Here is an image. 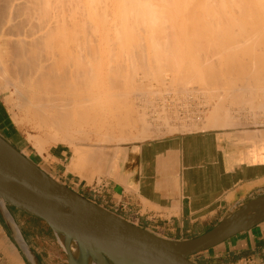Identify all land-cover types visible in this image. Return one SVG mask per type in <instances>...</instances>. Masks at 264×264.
Returning <instances> with one entry per match:
<instances>
[{
  "label": "bare ground",
  "instance_id": "1",
  "mask_svg": "<svg viewBox=\"0 0 264 264\" xmlns=\"http://www.w3.org/2000/svg\"><path fill=\"white\" fill-rule=\"evenodd\" d=\"M160 1H163V3L165 2V4L166 2H169L170 10V7L173 4L171 2L176 3L177 6L176 4H173L176 7H179L180 4H182L183 8L186 9L188 7L189 10L187 8L186 10L188 12H186L185 10V13L184 11H182L184 9H181V5L179 9H181L182 13L180 11V16H177L175 13H179V9L177 10L175 7V10H177L178 12L173 9L172 10L174 12L171 10L172 14L170 15H174L173 19V17L169 15L170 10L167 9L168 6H165L164 4H162V2L160 3ZM195 1L0 0V94L3 95L2 99L4 101L2 102H5V105L8 106V109H6L9 110V112L12 114L11 116L13 117V120L20 124V127H22V123L25 120L28 124H30L31 128L35 130L34 134L27 133L28 142L38 152L44 150L45 146L50 143L61 142L66 144L68 147H71L73 150H75V154H77V162L74 163L73 168L77 169L78 167H80V169H82V177H88L93 167H96L97 169L102 171L106 170L110 165L112 158L114 157V152L108 155V152L105 151L106 147L104 146H106L107 143H124L129 140L143 139L148 135L149 132H151V128H149L147 122L148 120H146L145 118L146 116L140 115L144 113H137L138 117H136L137 115L133 116L134 112L139 111L141 107L138 104L139 110H137L138 107L136 108L135 106L134 107L136 110L133 109V104L130 102H132L134 99L132 101H130L129 99V94L132 93L131 90L134 91L136 86L138 88L142 87V85H144L143 88L145 87L144 91L146 88L149 89L150 87H152L149 85V87H147V84L145 86L144 82H141L143 84H140L138 80L137 82H135L134 79L136 78H133V76L136 73H132L133 75L129 74L131 73V68L134 67H136V69H141V67L144 68L142 70H146L147 75L145 72H143L145 73H142L143 78H146L148 76L150 78L155 77V80L153 78L152 79L157 84L158 82L164 84L163 82H165L167 76V73L165 74V72H163L165 68L172 67L173 69L174 67L176 70L175 73L174 71L170 72V75L173 74V77L171 78L174 79V75L177 77L176 73L179 72V79L176 77L175 78L181 80L182 83L184 82L185 86L187 84H190V82L188 81H192V78H196L191 82L193 85L195 80L199 81V83L201 81L205 82L201 83L206 85L208 84V86L212 84V87L215 84H217L215 85L217 87L218 85L219 87L226 85V87L223 86V89L220 88V91H215L216 89H219V87L217 88L214 86L215 90H213V88L206 86V88H211H207V91H215L214 94L213 92H209L211 93L210 95L212 97L206 92V95L204 96H210V98L207 97V102H209L208 100H211V98L213 97H216V100H214V104L212 102L213 105H211L210 101V106L212 107L211 109H209V114L205 117L204 125V121L202 123L200 122L199 127L203 126L202 130H225L228 128L237 129L234 126L238 125L241 122H239L238 116L240 115L239 113L241 109L237 106L238 101H244V103L247 102V104L245 103V105L249 106L247 110H243L245 112H248L249 109L250 115L253 116V118H257L255 115L258 116L260 112L261 115H263V118L261 116L260 117L264 121V105L262 101L264 100V51L261 52V50L264 49H262V47H264V0H206V2L208 1V4L204 3L205 1L201 0L202 4L204 3L208 5V7H206L207 10L208 8L210 10L211 4L209 5V3H211L212 1H214L213 3L217 2V4L215 3L217 6L213 4L215 8L214 6H211V10H208L211 13V16L215 15L214 18L212 17L213 22L206 15L207 13L210 14L209 12L205 13L206 8L201 9V12L203 11V9L205 10L204 12H202L203 15L200 11H197L199 15L198 17L195 13H193L192 16L189 15L191 14V11L193 12L194 10H196L192 8L198 6L200 10V8L202 7L200 0L198 3ZM184 3L187 7L184 5ZM193 3L196 4L191 8V5H193ZM161 4L164 6H162ZM188 4L191 5L189 6ZM111 6L114 11L113 9L111 10ZM174 6L172 7L174 8ZM66 7L69 9V11H67L68 15H66L67 12H65V9L67 10ZM108 8L109 10H111L110 12L108 10L106 12V9ZM101 9L104 12L100 11ZM190 9L192 10L190 11ZM212 9L214 10L212 11ZM101 12L103 14H100ZM183 12L185 13L184 15H186L184 21H187V24H190L193 19L189 18L187 15H189L190 17L196 16V18L199 20V23H203L204 21L202 26V23L197 24L200 26V28L199 26L196 28V23L198 22H196L195 18L193 19L195 20V24H192L194 21L191 24L195 26L192 27L195 30L199 28L198 30H196L198 32L202 29L201 32L204 35L207 34V32H211L205 35V37H208V35L209 37L215 35V37L217 38H214L212 36L213 41L218 40V36L226 37L224 39L222 38L221 40H218V42L222 41V44H220V42L217 45V42H213L212 38L210 40L205 39V37H201L203 34L200 35L201 32L197 33L193 31L194 29L191 28V24L189 25V28L190 31L192 30V32H190L187 27V31H189L188 33H192L190 35L186 31H182L185 26L179 25L178 27L179 29L180 27H182L181 34L182 32H184L183 35L187 36L188 43L191 44L193 42L194 45L192 46V44H185L182 46V44H184L185 42L184 38L186 37L183 38L184 41L183 39H181V41H183L182 44H177L176 42L178 40L175 42L177 36H174L173 38V36L171 35L173 33L171 31H173V25H176L179 22L176 19L182 16V18L184 19ZM199 12L202 16L199 14ZM104 14L105 16L103 18L102 15ZM99 15H101L100 17H102L103 20H96V18H99ZM108 15H110L111 17L109 16V18ZM175 15L177 18H175ZM204 15L206 16V18H200ZM211 16L209 15V17ZM240 16H243V19ZM169 17H172L173 21L175 20V24H171L173 21L171 18L168 19ZM187 17L189 18V20ZM69 18L70 22H68ZM80 18L83 19L82 22L80 21ZM182 18H179L178 20H182ZM207 18L208 21H205V19ZM78 20L81 22L79 23V25ZM170 20L172 22H168L169 25H167V21ZM184 21L182 22L184 23ZM162 22H166L165 24L167 26H170L171 30L170 28L168 29L167 26L165 27V25L162 26ZM182 22L180 21L179 23L181 24ZM208 22H210V24L207 25ZM214 22L215 28L212 29L211 26L214 25H212L211 23ZM228 22L229 24L227 25L226 23ZM236 22H238V24ZM235 23L236 26L234 25ZM75 24L77 26L76 29ZM184 25L186 24L184 23ZM70 26L71 28L73 26L74 30L69 29ZM203 26L206 28V31L205 28H201ZM234 26L237 28H235ZM142 27H144L143 29L145 30L147 29V33L146 31H144L146 34H148L149 32L151 33L148 35H150L153 39L157 34L160 36L162 35L161 37L158 35L156 36L157 41L155 43L150 36H148L150 42L147 38V41L149 43L147 41V43L141 42L142 40L140 41V43H144L145 45L149 46V44H151V40H153V43L148 47L150 48L152 46V49L150 48L152 51L147 49L151 52L150 54L149 51L146 50L147 47H145L144 45L143 48V45L138 41L142 38H145L146 40L145 36L147 35L143 36L142 34H144V32L140 30ZM163 27L166 29V32H164L165 29ZM104 29H106L105 32ZM130 29H132V31H130ZM167 29L170 31V33ZM174 29L175 32H179V30L176 31L177 27H175ZM99 31H101L100 34H103L104 32L105 34L107 33V36L108 34L111 35L113 39H110L111 36H109L108 38L110 39V42L107 41V43H105L106 41L103 42V40L107 36L103 34V36L105 35L106 37H99V40ZM140 31V34L142 36L139 35V37L141 38L138 37L139 39L137 38V42L135 40L137 36L133 39V37L135 36L134 32L138 33ZM194 32L196 37L193 36L194 38H192L191 36L194 35ZM97 33L99 35L96 36ZM130 33H132V36H134L132 37ZM163 33L170 35H167L165 36L167 38H164L163 36L165 34L163 35ZM90 35H94L98 39L97 42H99V44L101 43L100 47L98 44L96 45L97 48H95L96 42L92 41L96 38L90 37ZM117 35H119L118 37L120 38L121 36H123L124 38V44L123 42H121V40L120 42L122 44L120 45L122 46L119 45V47L117 43L114 42V37H117ZM129 35L132 38H130ZM173 35L180 36V32L179 34L175 33ZM235 35L237 36V38H240V40L242 39L241 41H243V45H251L252 43H254L255 46H250V49H248V47L245 45L246 52H244L243 45V47L241 48V42L239 41V43H235L239 39H235V37L233 38L235 39L233 41V39L231 38ZM188 36H190V39H188ZM229 36L232 40L231 43L233 42L231 45H228V43L230 44V40H228ZM162 37L165 41L162 40ZM127 38H130V41L128 43L132 42V44L130 43L131 45L126 47V44L128 45V43H125V39ZM160 38H162L161 41H159ZM171 38L172 40L175 39L174 42L177 45L174 44V42L170 43ZM191 38L192 42H189ZM196 38L200 40L202 39V42L200 40H197ZM194 39L201 42L198 43L203 47L199 46V44H197ZM203 39H205V45H207V41L209 44L211 43L210 47L209 44L206 47L204 46ZM225 39H227L228 41ZM101 41L104 43L103 45ZM115 41L118 42L117 40ZM194 42L196 43V45ZM223 42L227 44V46H224L225 44ZM258 42L262 45V47ZM105 44H107L106 46H108L107 50L104 49ZM179 44H181V46ZM123 45L125 46L124 48L126 49V51L129 50V52H125ZM197 45L201 48L198 49L199 47H195ZM101 46H103V48ZM98 47L103 49L108 54L107 56V54L99 49V51H102L107 56V58L103 56L104 60L105 58L107 59L105 60L106 62L102 60L103 58L101 57V54L103 53L101 52V54H98ZM116 47L120 48L119 52L122 53H119L117 50L118 48ZM214 47H218L217 50ZM251 47H253L254 49L255 47H257L258 49L261 48V50L259 51V53H257L258 49L256 48V53H254L255 50ZM205 48L207 49V51ZM208 48H210V50L211 48H214L215 50H213L212 52V50L210 51L208 50ZM222 48L223 50H219ZM239 48H241L242 50H239ZM95 49L97 50V52ZM113 49L115 51L117 50L116 53L118 52V54L123 55H113V52L115 53V51H112ZM122 49L124 51H121ZM201 49H205V53L207 54L208 51L211 55L212 53L213 55L215 54L216 58L213 57L215 59H212V56H208L209 54H206V56H208L209 58L206 57L203 50ZM145 50L148 53H146ZM144 51L146 54L144 53ZM199 51H202L203 54L199 53ZM215 51H218V53L219 51H221V55L216 56L217 52ZM240 52H244V55L243 53L240 54ZM124 53L126 54L124 55ZM204 57L206 59L203 60ZM101 60L103 61L102 64H107L106 68H103V70H101L102 68H100V65H102ZM170 69L171 68H169V71L172 70ZM104 70L106 71L104 74H102L105 78L100 73V71ZM135 71L137 70H134L132 72ZM100 75H102L101 78ZM138 76L140 78L141 74H139ZM176 79H174V81ZM140 80L143 79L140 78ZM150 80L148 81V83L151 82ZM168 82L169 81L165 82L164 85H162L161 83L158 85H162L166 88L167 84L170 83L171 86L173 83L172 81H170L169 83ZM178 83L182 85L181 82L178 81ZM178 83L177 85L174 84L173 91H171V88L173 87L170 88L171 93H175L176 86L180 85ZM192 84L190 85V87L192 86ZM196 84L198 83L196 82ZM202 84L201 86H199L200 88L203 87ZM132 87L133 89H131ZM187 87H189V85ZM187 87L183 89V92L184 90H188L187 92L197 91L196 87L193 89H186ZM160 88L161 86H159V91H161L163 87L161 89ZM180 88H183V86H180ZM203 88L202 91L206 89ZM129 89H131V92H129ZM140 89L138 88L139 92L141 93V91L143 90ZM149 90L150 91L148 92V94H151L152 92H157L158 88L156 87L157 91H155V89L152 92L151 89ZM177 90L179 91L180 89L178 88ZM183 92L182 94H184ZM140 93L139 95H141ZM145 95L146 94H144V98H141V100L145 99ZM154 95L155 94H151L152 98ZM134 97L136 96L134 95ZM258 97L260 98L256 99ZM204 98L206 97H203V99ZM225 98L232 99L233 101L230 102L231 104L233 102L235 103L238 100L237 104L235 105L238 108L235 109L228 107L227 105L229 103L227 105L225 103L223 104V101H227V99ZM254 99L256 101L258 100V107L256 105V102V104H254L256 107L253 105L255 101ZM137 100L140 101L139 97ZM145 101L147 100L145 99ZM207 102L204 103L208 104ZM257 108H259L258 112H256ZM243 114L245 115V113ZM261 118L259 119L258 117V120H262ZM162 121L164 123L163 126L168 124L166 118L162 119ZM252 121V124H254V120ZM190 122L193 121L190 120ZM180 123L179 124L182 125L181 121ZM246 123H244V125L248 124ZM257 123H259V121ZM149 124L154 123L149 122ZM192 124L190 125V129H192L191 126H194ZM170 126L171 125L167 127L168 132H172L171 129L173 127H171L170 130L168 129ZM173 126H176L177 128V125ZM181 128H183V126H181ZM185 128L186 124L184 129ZM156 129L153 128L152 130L155 131ZM160 131L161 133H163L162 130ZM91 139H93L94 141L93 144L91 142V144L89 145L81 144L84 141L87 140L88 142V140ZM125 145L126 144H124V146ZM85 151L86 153H84ZM82 159L85 161L86 165L81 167ZM3 205L4 201L0 198V206L7 215ZM55 233L62 246L64 248H67L64 244V240L61 238V234L57 231H55ZM78 246L81 251V258L77 256V254L75 256L67 248L73 264H106V261L104 259L97 258L95 260H90L88 258V255L80 247L79 244Z\"/></svg>",
  "mask_w": 264,
  "mask_h": 264
},
{
  "label": "crops",
  "instance_id": "2",
  "mask_svg": "<svg viewBox=\"0 0 264 264\" xmlns=\"http://www.w3.org/2000/svg\"><path fill=\"white\" fill-rule=\"evenodd\" d=\"M124 148L100 174L99 196L92 200L166 238H188L169 233L198 235L264 192V130L206 129ZM66 151L55 144L44 155L61 165ZM65 174L90 189L86 178ZM3 206L8 216L0 206V264H67L55 231L43 220L8 202ZM61 238L81 258L78 244ZM263 257L261 222L193 259L199 264H264Z\"/></svg>",
  "mask_w": 264,
  "mask_h": 264
},
{
  "label": "water",
  "instance_id": "3",
  "mask_svg": "<svg viewBox=\"0 0 264 264\" xmlns=\"http://www.w3.org/2000/svg\"><path fill=\"white\" fill-rule=\"evenodd\" d=\"M0 198L74 240L106 264H199L193 257L264 222V192L206 231L184 239L158 235L59 181L0 134ZM67 264H73L64 248Z\"/></svg>",
  "mask_w": 264,
  "mask_h": 264
},
{
  "label": "rangeland",
  "instance_id": "4",
  "mask_svg": "<svg viewBox=\"0 0 264 264\" xmlns=\"http://www.w3.org/2000/svg\"><path fill=\"white\" fill-rule=\"evenodd\" d=\"M194 1H195V0H193V2H194ZM203 1H205L204 3L208 4V3H207L208 1H207V2H206V0H203ZM161 2H162V4H164L165 6H168L167 9L170 10V9H169V6H170L169 2H166V4H165V2L163 3V1H160V3H161ZM195 2L198 3L199 0H196ZM213 2H214V1H212L211 3H209V5L211 4V6H214L213 4H215V3L217 4V2H215V3H213ZM171 3L176 4V3H174V2H171ZM200 3L202 4V1H201V0H200ZM204 3L201 5L202 7L200 8V10H199V7H198V6L192 8L196 3H195V4L193 3V5L188 4L189 6L191 5V8H192V9H196V10H194L193 12L191 11L192 9H190V11H191L190 13H191V14H189V15L192 16V14L195 13V14L197 15V17H198L199 15H198V12H197V11H200V12H201V9H202V8L205 9L206 7H208V5H206V4H204ZM162 4H161V5H162ZM167 4H169V5H167ZM173 4H172V6H174ZM216 4H215V5H216ZM164 5H162V6H164ZM181 5H182V4H180L179 7H176V6H177V4H176V6H174V8H173L172 6H171L170 8H171V10H172V9L175 10V7H176V9L178 10V9L181 7ZM184 5L186 6L185 3H184ZM197 5H198V4H197ZM199 5H200V4H199ZM203 5H205V6H203ZM67 6H68V4H67ZM211 6H210V10H211ZM216 6H217V5H216ZM186 7H187V6H186ZM66 8H67V7H66ZM187 8H188V7H187ZM187 8H186V9H187ZM214 8H215V6H214ZM216 8H217V7H216ZM112 9H113V8H112V6H111V10H112ZM181 9H184V10H182V11H184V12H185V10H186L185 8H183V5H182ZM181 9H179V13H175L177 16H178V15L180 16V14L182 13ZM204 9H203L202 12H204L205 10H206L205 13L210 11L209 8H208L209 11L207 10V8H206L205 10H204ZM98 10H99V9H98ZM107 10H108L109 12L111 11V10H109V8L106 9V12H107ZM171 10H170V12H169V15L172 14V11H173V10H172V11H171ZM177 10H175V11L178 12ZM188 10H189V8H188ZM213 10H214V9H212V11H213ZM215 10H216V9H215ZM67 11H69L68 8H67V10L65 9V12H67ZM100 11H103V10L101 9ZM113 11H114V9H113ZM180 11H181V13H180ZM195 11H196V12H195ZM103 12H104V11H103ZM173 12H174V11H173ZM184 12H183V15H184L186 12H188V11L186 10V12H185V13H184ZM200 12H199V14L201 15L202 12H201V13H200ZM209 13H210V12H209ZM100 14H103V13L101 12ZM195 14H194V15H195ZM212 14H213V12H212ZM66 15H68V12L66 13ZM176 15H175V18H177ZM189 15H187L189 18H193V19L195 18V19H196V22L199 21V20L196 18V16H194V17H190ZM202 15H203V13H202ZM202 15H201V16H202ZM206 15H207L208 18H210L211 20H212V17H213V18L215 17V15L211 16V13H210V14L207 13ZM209 15H210L211 17H209ZM100 16H101V15H99V16H98L99 18H98V19L96 18V20H101V19L103 20L105 14L102 15L103 18L100 17ZM109 16H110V15H108V17H109ZM170 16H172V15H170ZM181 16H182V15H181ZM185 16H186V15H184V19L182 18L183 16H182V17H179V18H182V20H181V19L178 20L179 18L176 19V20L179 21V22H180V21L182 22V21L185 20ZM110 17H111V16H110ZM110 17H109V18H110ZM172 17H173V19H174V15H173ZM172 17H169L168 19H170V18L172 19ZM188 17H187V18H188ZM240 17L243 19V16H240ZM187 18H186V20H187ZM189 18H188V20H189ZM200 18H206V16L204 15L203 17H200ZM200 18H199V19H200ZM208 18L205 19V21H208ZM71 19H72V18H71ZM77 19H78V18H77ZM168 19H166V20H168ZM173 19H172V21H173ZM193 19H192V22H193V21H194V22H193V23L191 22V23H192V24H195V20H193ZM239 19H240V18H239ZM239 19H238V20H239ZM242 19H241V20H242ZM69 20H70V18L68 19V22H70ZM72 20H73V19H72ZM82 20H83V19L80 18V21H81V22H82ZM104 20H105V19H104ZM110 20H111V19H110ZM110 20H109V21H110ZM202 20H203V19H202ZM202 20H201V21H202ZM211 20H209V21H211ZM73 21H74V20H73ZM78 21H79V20H78ZM80 21L78 22V25H79V23H81ZM172 21H171V20H170V21H167V25H169L168 22L171 23ZM227 21H228V20H227ZM227 21H226V22H227ZM76 22H77V20H76ZM101 22H104V21H101ZM179 22H178V24L173 25V27H174V28L177 27L176 31L179 30V32H180V36H179V35H173V34H175V33L179 34V32H178V31L175 32V31H174L175 29L173 28V31H174V32L171 31V32L173 33V34H171V35L173 36V38H174V36H175V37L177 36V37H176V40H175V39L172 40V38H171L170 43H171V42L173 43L174 40H175V42L178 40L176 43H177V44H178V43H181V44H182V42H183L184 39H185V42H184V44H182V46L185 45V44H186V45H189L190 43H188L187 36H186V35H185V36L183 35L184 32H182V34H181V28H182V27H180V29H179L178 26H179V25H180V26H185L186 28H185V27H184V28H185L186 30L183 28L182 31H186V32L188 33V32L190 31V28H189L190 26H189V25H190L191 23L188 21L190 24H187V21H184V23L186 24V25H184L183 22H182L181 24H180ZM212 22H213V20H212ZM74 23H75V22H74ZM105 23H106V22H105ZM165 23H166V22H162L161 25L163 24L162 26L165 25V27H166L167 25H166ZM173 23L175 24V20H174L171 24H173ZM200 23H202V22H200ZM200 23H199V22L196 23V28L199 26V25H197V24H200ZM203 23H204V21H203ZM203 23L201 24V26L203 25ZM236 23L238 24V22H236ZM236 23L234 24L235 26H236ZM70 24H71V23H70ZM182 24H183V25H182ZM192 24H191V28H192V27H195V26H193ZM208 24H210V22H208L207 25H208ZM211 24L214 25V26H211V28L214 29V28H215V22H214V23H211ZM226 24L228 25L229 22L226 23ZM71 25H72V24H71ZM205 25H206V23H205ZM205 25H204V26H205ZM204 26L201 27V28H205ZM235 26H234V27H235ZM238 26H239V25H238ZM76 27H77V26H76V24H75V29H76ZM171 27H172V26H171ZM187 27H188V30H189V31H187ZM209 27H210V26H209ZM209 27H208V28H209ZM143 28H144V27H142L140 30H141L142 32L146 31V33H147V29L145 30V29H143ZM145 28H146V27H145ZM163 28H164V27H163ZM167 28L169 29L170 26H167ZM199 28H200V26H199ZM199 28H198V29H199ZM235 28H237V27H235ZM69 29H73V26H72V28H71V26H70ZM164 29H165V28H164ZM168 29H167V30H168ZM192 29H194V28H192ZM198 29H196V30H198ZM73 30H74V29H73ZM105 30H106V29H104V32H105ZM170 30H171V28H170ZM196 30L194 29L193 31H195V32H197V33H200L202 29L199 30V32L196 31ZM130 31H132V29H130ZM141 31L138 32V33H137V32H134V35H135V36L133 35L134 37L132 36V33H130V34H131V36L133 37V39L137 36L136 39H135L136 41H137V38L139 37V35H140V36H142V35H143V36L147 35V36H145V37H146V40H145V38L139 39V38H141V37H139V38H138V39H139L138 41H139V43H140L141 40H142L141 42H144V43H147L148 41L150 42L149 37H148V36H150V35H148V34H151V33L149 32L148 34H146V33L144 32V34L141 35V34H140ZM205 31H206V28H205ZM207 31H208V29H207ZM100 32H101V31H99V34H100ZM102 32H103V31H102ZM104 32H103V34H105ZM164 32H166V29L164 30ZM168 32L170 33L169 30H168ZM168 32H167V33H168ZM190 32H192V30H191ZM195 32H194V35L191 36L192 38H194L193 36H195ZM135 33H137V34H135ZM204 33H205V32H204ZM209 33H211V32H207V34H209ZM99 34L97 33L96 36L99 35ZM103 34H100V36H98V39H99V40H100V38H102V37H106V36H107V33L105 34L106 36H105V35L103 36ZM164 34H165V33H163V35H164ZM188 34H189V33H188ZM188 34H187V35H188ZM190 34H192V33H190ZM190 34H189V35H190ZM201 34H203V33L201 32L200 35H201ZM207 34H205V35H207ZM101 35H102V36H101ZM121 35H122V34H121ZM121 35H120V36H121ZM157 35H158V34H157ZM157 35H156V36H157ZM167 35H170V34H165L163 37H164V38H167V37H165V36H167ZM181 35H182V37H181ZM203 35H204V34H203ZM203 35H202L201 37H205V35H204V36H203ZM211 35H212V34H211ZM109 36H111V35L108 34V36L103 40V42L106 41L105 43H107V41L110 42V39H113L112 36H111L110 39H109V38H108ZM118 36H119V35H117V37L115 36L114 39L117 40V41L119 42V44H118V42H116L115 40H114V42L117 43V45H118V47H119V45L122 44L121 42H123V44H124V38H123V36H121V38H122V39H121V38L118 37ZM131 36L129 35L130 38H132ZM153 36H155V35H153ZM156 36L154 37V39L150 36V37L154 40V43L157 41V40H156ZM158 36H160V35H158ZM161 36H162V35H161ZM161 36H160V37H161ZM212 36H213L214 38H217V37H215V35H212ZM212 36L209 37V35H208V37H205V39H210V40H211V38H212V41H213V37H212ZM249 36H250V35H249ZM90 37H93V38H94L95 36H94V35H92V36L90 35ZM99 37H100V38H99ZM163 37H162V38H163ZM169 37H170V36H169ZM184 37H186V38H184ZM189 37H190V36H188V39H190ZM195 37H196V36H195ZM235 37H236V38H235ZM88 38H89V37H88ZM95 38H96V37H95ZM107 38H108V39H107ZM117 38H119V39H117ZM130 38H127L128 41H127V39H125V40L127 41V42L125 41V43H128V42L130 41V40H129ZM147 38H148V41H147ZM151 38H150V39H151ZM157 38H158V37H157ZM162 38H160L159 41H161ZM164 38H163L162 40H164ZM183 38H184V39H183ZM192 38H191V40H190L189 42H192ZM199 38H200V37H199ZM222 38L224 39V38H226V37H220V36H218V40H221ZM229 38H230V36H229ZM229 38H228V40H230V41H229L230 44L228 43V45H231V44L233 43V42L231 43V41H232L231 38H232V39H233V38H235V39H239V40H237L235 43L237 44V42L239 43V41H240V42H241V43H240V44H241V48L244 46V52H246V51H245V47H246V46L248 47V49H250V48H249L250 46H253V47L255 46L254 43H252L250 40H249V41H250L253 45H252V44H251V45L248 44L249 46H248L247 44H245L246 46L243 45V43H242L243 41H241L242 39L240 40V38H237L236 35H235V36H232L230 39H229ZM98 39L96 38V39H94L95 41H94V40L92 41V42H96V44H95V48H97L96 45L99 44V42H97ZM106 39H107V40H106ZM181 39H183V41H181ZM196 39H197V38H196ZM196 39H194V40H195V42H197V44H199V43L202 42V39H201V40H200V39H197V40H200L201 42L196 41ZM205 39H203V44H204V40H205ZM235 39H233V41H234ZM121 40H122V41H121ZM143 40H145V41H143ZM153 40H151V44L153 43ZM168 40H169V39H168ZM210 40H209V42H210ZM218 40L213 41V42H217V43H216L217 45H218V43H220V42H221L220 44H222V41L218 42ZM225 40H227V39H225ZM228 40H227V41H228ZM251 40H252V39H251ZM256 40H257V39H256ZM111 41H112V40H111ZM120 41H121V42H120ZM131 41H132V40H131ZM136 41H135V42H136ZM138 41H137V42H138ZM146 41H147V42H146ZM164 41H165V40H164ZM223 41H224V40H223ZM252 41H253V40H252ZM101 42H102V41H101ZM103 42H102V45L104 44ZM114 42H113V43H114ZM135 42H134V43H135ZM149 42H148V43H149ZM162 42H163V41H162ZM167 42H169V41H167ZM175 42H174V44H176ZM195 42H194V43H195ZM198 42H199V43H198ZM213 42H212V43H213ZM225 42H226V41H225ZM254 42H255V41H254ZM256 42H257V41H256ZM130 43L132 44V42H130ZM130 43H128V45L126 44V47H127V46H130V45H131ZM144 43H140V44L143 45V48H144V45H145ZM187 43H188V44H187ZM223 43H224V42H223ZM247 43H249V42H247ZM258 43H259V42H258ZM258 43H257V44H258ZM151 44H149V46H150ZM177 44H176V45H177ZM181 44H179V45L181 46ZM191 44H192V46L194 45L193 42H192ZM191 44H190V45H191ZM208 44H209V43H208V41H207V45L204 44V46L206 47V46H208ZM210 44H211V43H210ZM210 44H209V47H210ZM213 44H214V43H213ZM220 44H219V45H220ZM224 44H225V43H224ZM224 44H223V45H224ZM259 44H260V43H259ZM100 45H101V43L99 44V47H100ZM106 45H107V44H105V48H104V49L107 50V49H108V46H106ZM108 45H109V44H108ZM113 45H114V44H113ZM117 45H116V46H117ZM195 45H196V43H195ZM214 45H215V44H214ZM214 45H213V46H214ZM242 45H243V46H242ZM260 45H261V44H260ZM260 45H258V46H260ZM120 46H122V45H120ZM149 46L145 45V47H147L146 50L149 49L150 51H152V50H151V49H152V48H151L152 46L150 47L151 49L148 48ZM199 46H202V45L199 44ZM199 46L197 45V46H195V47H199ZM213 46H212V47H213ZM221 46H222V45H221ZM224 46H227V44H225ZM99 47H98V49H97V50H98V54H101L102 51H103L105 54H107L103 49H101V48H99ZM101 47L103 48V46H101ZM118 47H116V48H118ZM124 47H125V46L123 45V48H124ZM202 47H203V46H202ZM253 47H251V48H253ZM261 47H262V45H261ZM116 48H115V49H116ZM200 48H201V47H199L198 49H200ZM214 48H215V47H214ZM214 48H213V49L211 48L212 52H213V50H215V49L217 50L218 47L215 48V49H214ZM241 48H239V50H242ZM256 48H257V47H255V49L253 48V49L255 50V52L253 51L254 53H256V50L258 49V48H257V49H256ZM263 48H264V47H262V49H263ZM99 49L102 50V51H99ZM124 49H125V48H124ZM198 49H196V50H198ZM205 49H206V48H205ZM205 49H204V50L201 49V50H203L204 55L206 56L207 53H205ZM248 49H247V50H248ZM95 50H96V49H95ZM97 50H96V52H97ZM117 50H118V52H119V51H120V48H118ZM117 50H116V51H117ZM143 50H144V49H143ZM143 50H142V51H143ZM146 50H145V51H146ZM149 50H147V51H149ZM183 50H184V49H183ZM208 50H210V48H208ZM211 50H210V51H211ZM219 50H223V48H222V49H219ZM224 50H226V49H224ZM260 50H261V48H259V49L257 50V51H258L257 53H259ZM112 51H115V50L113 49ZM116 51H115V53L113 52V55H115V54H117V55H115V56L123 55V54H118V52L116 53ZM121 51H124V50L122 49ZM127 51L129 52V50H127ZM127 51H126V49H125V52H127ZM145 51H144V53H145ZM147 51H146V53H148ZM150 51H149V54L151 53ZM185 51H186V50H185ZM206 51H207V49H206ZM251 51H252V50H251ZM262 51H264V49L261 50V52H262ZM103 52H102V53H103ZM107 52H108V51H107ZM196 52H197V51H196ZM203 52H202V51H201V52L199 51V53H201V54H203ZM215 52H217V53H216V56H217V55H221V51H219L220 54L218 53V51H215ZM215 52H214V53H215ZM244 52H242L243 55H244ZM247 52H248V51H247ZM104 53H103V54H104ZM119 53H122V52H119ZM146 53H145V54H146ZM242 53L240 52V54H242ZM98 54H97V55H98ZM103 54H101V55H102L101 57L103 58V56H104V57L107 58L108 54H107V56H106L105 54H104V55H103ZM125 54H126V53H124V55H125ZM208 54H209V51H208ZM208 54H207V55H208ZM260 54H262V53H260ZM115 56H114V58H115ZM200 56H201V55H200ZM208 56H210V57L212 56V59H215V58H216V57H215V54L213 55V53H212V55L209 54ZM208 56H206V57H208ZM213 57H215V58H213ZM98 58H99V56H98ZM106 58H105V60H107ZM201 58H202V57H201ZM201 58H200V59H201ZM208 58H209V57H208ZM204 59H206V58L204 57L203 60H204ZM102 60H104V58H103ZM102 60H101V64H102V62H103ZM105 60H104V61H105ZM203 60H202V62H203ZM105 62H106V61H105ZM105 62H104V63H105ZM99 63H100V62H99ZM105 64H106V63H105ZM99 65H100V64H99ZM99 65H98V66H99ZM102 65H103V67H102ZM102 65H100L101 67L99 66L100 68H102L101 70H103V68L105 69L106 66H107V64H106V65L102 64ZM104 66H105V67H104ZM99 67H98V68H99ZM138 68H139V67H138ZM169 68L172 69V67H166L165 70L163 71V72H165V74L167 73V76H166V80H165V82H167V81H169V82L172 81L173 83L171 82L172 85L170 86V83L168 82L169 84L166 85V86H167L166 88H165L164 86H162V85L165 84V82H163L164 84H162V83L160 82L162 85H158V84H160V83L158 82V80H157L158 84L154 82V80H155L154 78H155V77H154V78H153V77L150 78V77L148 76V77H146L147 80H148V79L150 80V79H152V78L154 79V80H153V79L150 80V81H151V82H149V83L151 84V85H150V84L148 83L149 80L147 81L145 77L143 78L142 73H143V72L146 73V70H145V71L142 70V69H144V68H142V67H141V69H140V68H139V69H136V67L131 68V73H129L130 75H133L132 73H136V74H138V75L141 74L140 78L143 79V80H140L139 76L135 74V75L133 76V78H136V79H134L135 82H137V80H138V81L140 82V84H143V83H141V82H144L145 86H146V84H147V87L152 86V87L149 88V89H151V92L154 91V89H155V91H157V90H156V87L158 88V91H157V92H155V93L152 92V93H151L152 95L155 94V95L153 96V98H152V96H151L150 93H149L150 95L148 94V92L150 91L149 89L146 88V89H145L146 92L144 91V88H145V87L143 88L144 85H142V87H138V88H139V89L141 88L140 90H143L145 93H144L143 91H141V93H140L139 90H138V88H137V86L135 87L134 91L131 90V89H133V87H132L131 89H129V92L132 91V93L129 94V97H130L129 99H130V101H132V100L134 99V100H133L134 102H133V101H132V102L129 101L130 103L133 104L132 107H134V106H135L136 108L138 107L137 110H139V105H140V107H141L140 110H139L140 112H139V111L136 112V111H135V110H136L135 107L133 108V109H135L134 111L136 112V113L134 112L133 116L137 115L136 117H138V114H137V113H141V112L144 113V114H140V115H142V116H143V115L146 116L145 118H146V120H148L147 122H148L149 128H151V129H150L151 132L148 133V135H147L148 137L146 136V137H144L143 139L129 140V141H126V142H124V143H117V142H116V143H115V142L107 143L106 146H104V147H106V148H105V151L108 152V155H110L111 153L114 152V157H115V155L118 156V155L121 154V152H123V150L125 149L124 147H125V146H128V145H129V146H130V145H138V144L140 145V144L148 143V142L155 141V140H160V139H164V138L166 139V138L173 137V136H178V135H183V134H188V133L198 132V131H201V130L203 129V128H202L203 126H202V127H199V126H200V122L202 123V122L204 121V122H203V125H204V123H205V117H206V115L209 114V109H211V107H212V106H210V101H211V105H213V104H214V100H216V97H215V98H214V97L211 98V100L209 99V100H208L209 102H207V99L210 98V96H211L210 94H211L212 92H213V94H214L215 91H217V90L220 91V88L223 89L224 87H226V85H225V86L223 85L224 87H223V86L219 87V85H218L219 89H216V90H215L214 88L217 87V86H215V85H217V84H215V85L213 84L215 87H214V86L212 87V84L208 86V84H207V85H206V84H202V83H205V82H202V81H201L202 83H201V82L199 83V81H196V80H195V81H194V85H193L191 82H192L194 79H196V78H192V79H193L192 81H188V82H190V84H187V85L185 86V85H184V82L182 83L181 80H178V79H179V77H178V73H179V72H178V71H177L178 73H176L177 77L174 75V79H176V78H178V79H176V80L174 81V79L171 78V77H173V76H172L173 74L170 75V72L174 71V73H175V70H176V69L173 67L174 70H173V69H172V70L170 69L171 71H169ZM167 69H168V71H167ZM134 70H137V71L132 72V71H134ZM105 71H106V70H104V71H100V73H101V74H102V73L104 74ZM129 72H130V70H129ZM138 72H140V73H138ZM145 73H143V74H145ZM103 74H102V75H103ZM102 75H100V78L102 77ZM146 75H147V73H146ZM144 76H145V75H144ZM179 76H180V75H179ZM103 77H104V75H103ZM168 77H170V78H168ZM175 77H176V78H175ZM104 78H105V77H104ZM137 78H139V79H137ZM169 79H170V80H169ZM178 81L181 82L182 85H181L180 83H178ZM145 82H146V83H145ZM174 82H175V83H174ZM185 82H186V81H185ZM188 82H187V83H188ZM196 82H197L198 84H196ZM177 83L180 84V85L176 86V88H175L176 91L174 90L175 93H177V94H175L174 92L171 93V91H173V89H174V84L177 85ZM103 84H104V83H103ZM103 84H102V85H103ZM191 84H192L193 87H192V86L190 87ZM195 84L198 85V86H196ZM201 84H202L203 87L205 86L204 88H206V86H208V87L213 88V90H215V91H212V90H211V91H207L208 89H211V88H208V87H207L208 89L206 88L205 90L202 91V88H203V87H202V88L199 87V86H201ZM148 85H149V86H148ZM168 85H169L170 87H169ZM188 85H189V87H187ZM138 86H139V85H138ZM159 86H161V88L163 87L162 89L160 88L161 91H159ZM180 86H181V87L183 86V88H180ZM153 87H154V89H153ZM171 87H173V88H171ZM185 87H187L186 89H191V88L193 89V88L196 87L197 91H194V92H187L188 90H184V92H183V89H184ZM218 87H217V88H218ZM170 88L172 89L171 91H170ZM178 88L180 89L179 91L177 90ZM204 88H203V89H204ZM168 89H169V90H168ZM181 89H182V90H181ZM196 89H194V90H196ZM198 89H199V90H198ZM130 90H131V91H130ZM136 90H138V91H136ZM162 90H163V91H162ZM191 91H193V90H191ZM200 91H201L202 93H201ZM137 92H138V93H137ZM162 92H163V93H162ZM182 92H183L184 94H182ZM186 92H187V93H186ZM197 92H198V93H197ZM204 92H205V94H204ZM206 92H207V94H209L210 96H204V95H206ZM209 92H211V93H209ZM139 93H140L141 95H139ZM143 93L146 94V95H145V99H146L147 101H145V99H144V100L142 99V100L145 101V102H143V101L141 100V98H144V97H143V96H144ZM185 93H186V94H185ZM216 93H217V92H216ZM133 94H134L136 97H134ZM147 94H148V95H147ZM157 94H158V95H157ZM159 94H160V95H159ZM193 94H194V95H193ZM201 94H202V95H201ZM187 95H189V96H187ZM137 96L139 97V99H140L141 102H140L139 100H137V99H138ZM146 96H147V98H146ZM149 96H150V97H149ZM200 96H201V98H200ZM202 96H203V97H206V98L203 99ZM213 96H214V95H213ZM132 97H133V98H132ZM159 97H160V98H159ZM207 97H208V98H207ZM211 97H212V96H211ZM2 98H3V95L0 94V134H1L3 137H5L8 141H10L13 145H15L17 148H19L21 151H23V152H24L26 155H28L30 158H33V159L35 160L36 163H38V164L42 165L43 167L47 168L48 170H50V171L54 174V177H55L56 179H58L59 181H61V182L64 181L65 184H70V186H73L76 190H78L80 193L84 194L86 197H88V198H90V199H95V197L97 198V197L99 196V191H97V190H98V189H97L98 187H96V184H97L96 181H97V182H100V178H102V177H100V174L103 173L104 171L99 170V169H97L96 167H93V168L91 169V173H90V175H89L88 177H86V179L88 180V181H87L88 183H91V182H92L91 185H90V186H91L90 189H86V190H85V189H84L83 187H81L79 184L75 185V183H76V179H75V180L73 179L74 176H73V175L65 174V170H67V171H70V172H72V173H74V174H77V175L80 176L81 178H85V177H82V176H81V171H82V169H80V167H78L77 169H74V168H73L74 163L77 162V158H76V157H77V154H75V150H73L71 147H68V146H67L66 144H64V143L57 142V143H50V144H47V145L45 146L44 150H42L41 152H38V151H37V150H36V149H35V148H34V147L28 142V140H27V136H28L27 133H31V134L33 133V134H34V133H35V130L32 129L31 126H30V124H28L25 120H24L23 123H22V127H20V126H19L20 124H18L17 122H15V120H13V117L11 116L12 114L9 112V110H7V109H8V108H7L8 106L5 105V104H6L5 102H2V101H4ZM148 98H150L151 100L148 99ZM259 98H260V97H258V98H256V99H259ZM225 99H227V101L225 100V102L223 101L222 103H223V104L225 103L226 105L229 103V104L227 105L228 107L235 108V109H237L238 107L241 108V109L239 108V109H240V113H239L240 115H238V116H239V122L241 121V122H240L241 124L239 123L240 125L238 124V125H236V126H234V127H236V128L239 129V130L246 131V132H249V131H255V132H256V131L264 130V121H263V119H262V118H263V115H261L260 112H259V114L256 113V114H258V116L255 115L257 118H255V117L253 118V116L250 115V110H249V109H248V112H249V113H248L247 111H246V112L244 111V110H247V108H248V106H249V105H248V106L245 105V103L247 104V102L244 103V101H243V102H242V101L240 102V101L237 100V101H238V104H237V101H236L235 103L233 102L234 104H233V103L231 104L230 102L233 101L232 99H230V98H225ZM229 99H230V100H229ZM136 100H137L138 102H137ZM149 100H150V101H149ZM205 100H206V101H205ZM228 100H229V102H228ZM254 100H255V99H254ZM260 100H261V99H260ZM257 101H258V100H257ZM257 101L255 100L254 103H253V105L256 104ZM262 101H263V105H264V100H262ZM135 102H136L137 104H136ZM204 102H207L208 104H206V103H204ZM212 102H213V104H212ZM239 102H240V104H239ZM255 102H256V103H255ZM260 102H261V101H260ZM132 104H131V105H132ZM134 104H135V105H134ZM138 104H139V105H138ZM236 104H237L238 107L235 106ZM137 105H138V106H137ZM243 105H244V106H243ZM256 105H257V107H258V103H257ZM208 106H209V108H208ZM232 106H233V107H232ZM234 106H235V107H234ZM254 106H255V105H254ZM242 107H243V108H242ZM255 107H256V106H255ZM255 107H253V108H255ZM6 108H7V109H6ZM245 108H246V109H245ZM142 109H144V110H142ZM243 109H244V110H243ZM258 109H259V108H257V111H256V112H258ZM141 110H142V111H141ZM255 110H256V109H255ZM195 111H196V112H195ZM200 111H201V112H200ZM242 112L245 113V115H247V116H245ZM241 113H242V114H241ZM246 113H248V114H246ZM195 115H196V117H195ZM260 116H261L262 118H261ZM189 117H190V118H189ZM197 117H198V118H197ZM246 117H248V118H246ZM249 117H250V118H249ZM258 117H259V119L261 118L262 120H258ZM165 118H166V121H167L168 124L165 123L166 125L163 126L164 123H163L162 119H165ZM199 118H201V119H199ZM203 118H204V119H203ZM242 118H243V119H242ZM252 118H253V119H252ZM167 119H168V120H167ZM193 119H194V120H193ZM195 119H196V120H195ZM241 119H242V120H241ZM245 119H246V120H245ZM157 120H158L159 123L157 122ZM176 120H177V121H176ZM190 120L193 121V122H190ZM252 120H254V124H252V123H253ZM160 121H161V122H160ZM169 121H170L171 123H170ZM180 121L182 122V125H180V124H181ZM195 121H196V122H195ZM244 121H245V122H244ZM255 121H256V123H255ZM258 121H259L260 124L257 123ZM260 121H261V122H260ZM149 122H150V123L152 122V123H154L155 125L158 124V125H156L158 128H157L154 124H149ZM177 122H178V124L180 123V124H179V127H180L181 130L179 129ZM242 122H243V123H242ZM246 122H247L248 124H247ZM262 122H263V123H262ZM183 123H184V125H183ZM190 123H191V124L193 123L192 125H194L195 127H194V126H191L192 129H190V125H191ZM244 123H246L247 125H244ZM160 124H161V125H160ZM185 124H186V128H185L186 130L184 129ZM188 124H190V125H188ZM169 125H171V126L168 128L169 130L171 129V127L176 128V126H173V125H177V128H178L179 130H178L177 128H176V129H173V128H172V129H171L172 132H171V131L168 132V131H167V127H168ZM160 126H161V128H160ZM181 126H183V128H181ZM187 126L189 127V129H188ZM237 126H238V127H237ZM193 127H194V128H193ZM153 128H154V129L157 128V129L154 131V130H152ZM158 129H159V130H158ZM165 129H166V130H165ZM160 130H162L163 133H161ZM164 130H165L166 132H165ZM173 130H174V131H173ZM176 130H177V131H176ZM183 130H184V131H183ZM193 130H194V131H193ZM158 131H159V132H158ZM152 132H153V133H152ZM151 133H152V134H151ZM149 134H151V135H149ZM159 136H160V137H159ZM91 140H92V141H91ZM91 140H88V142H87V140H86V141H84V142L81 143V144H84V145H89V144H91V143L93 144L94 141H93V139H91ZM90 142H91V143H90ZM55 144H59L63 149H64V148L67 149L66 153L64 154V156H65L66 158H65V160L62 161V164H61V165H57V164L51 162V161H50V160L44 155V153L48 151V148H49L51 145H55ZM124 144H126V145L124 146ZM37 153L40 154V155H38ZM84 153H86V151H85ZM110 157H112V156H110ZM114 157H113V158H114ZM85 165H86V163H85V161L82 159V165H81V167H82V166H85ZM75 178H76V177H75ZM69 180H70V182H69ZM74 182H75V183H74ZM99 184H100V183H99ZM208 229H209V228H208ZM205 231H206V230H205ZM167 233H169V232H167ZM169 234H171V235H175V236H182V237H193L194 235H197V234H195V233H193V232L169 233ZM263 258H264V257H263Z\"/></svg>",
  "mask_w": 264,
  "mask_h": 264
},
{
  "label": "flooded vegetation",
  "instance_id": "5",
  "mask_svg": "<svg viewBox=\"0 0 264 264\" xmlns=\"http://www.w3.org/2000/svg\"><path fill=\"white\" fill-rule=\"evenodd\" d=\"M32 160H34L33 158H31ZM35 161V160H34ZM39 166L42 168V169H44L46 172H48L50 175H52L53 177H54V174L50 171V170H48L47 168H45V167H43L42 165H40L39 164Z\"/></svg>",
  "mask_w": 264,
  "mask_h": 264
},
{
  "label": "trees",
  "instance_id": "6",
  "mask_svg": "<svg viewBox=\"0 0 264 264\" xmlns=\"http://www.w3.org/2000/svg\"><path fill=\"white\" fill-rule=\"evenodd\" d=\"M81 195H83V196H85L84 194H81ZM96 202V201H95ZM96 203H98V202H96ZM105 207V206H104ZM107 208V207H106Z\"/></svg>",
  "mask_w": 264,
  "mask_h": 264
}]
</instances>
